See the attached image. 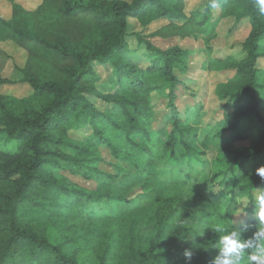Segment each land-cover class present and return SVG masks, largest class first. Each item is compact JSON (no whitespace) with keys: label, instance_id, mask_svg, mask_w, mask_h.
<instances>
[{"label":"trees","instance_id":"16d2710c","mask_svg":"<svg viewBox=\"0 0 264 264\" xmlns=\"http://www.w3.org/2000/svg\"><path fill=\"white\" fill-rule=\"evenodd\" d=\"M31 1L0 0V45L25 53L20 66L0 49V264H93L79 259L87 251L97 264H185L188 248L191 264H211L215 224L250 237L254 204L228 209L264 189V15L254 0H216L223 29L251 25L242 57L213 56L211 41L161 48L130 30L165 20L154 34L199 41L210 0L195 10L189 0ZM198 53L196 67L216 75L209 107L202 91L192 103L179 95L193 88L186 58ZM99 66L109 68L103 86ZM15 83L32 87L27 99L2 90ZM206 178L211 196L199 188ZM50 228L65 240L53 242Z\"/></svg>","mask_w":264,"mask_h":264},{"label":"rangeland","instance_id":"374dc122","mask_svg":"<svg viewBox=\"0 0 264 264\" xmlns=\"http://www.w3.org/2000/svg\"><path fill=\"white\" fill-rule=\"evenodd\" d=\"M37 1L38 0H32L31 4L35 5ZM206 1L207 0H189L188 6L189 8L194 10L203 8ZM211 14L212 15L210 16L209 20L206 22V24L203 26V28L199 33V41L184 39L181 37L164 38L159 34H154L157 29H159L164 24H166L165 20L157 21L148 26L139 24L137 21H132L130 30L141 33L142 35L147 37V39H149L153 44L161 48H170L171 46H175V45L197 48L199 46L200 41L203 42L211 41L210 47H212L213 56L215 57L226 56L227 53H230L237 57H242L244 53L241 44L249 35L251 31V25L248 23L247 20H243L233 29V31H230L228 28L223 29V27L226 25L222 24L221 12L219 8H214ZM217 33L219 34V36H216ZM130 40L132 41V44L134 46H137L138 41L137 39H135L133 35L130 37ZM144 48L145 45H142V50ZM0 49L2 51H5L8 55H12L14 62L16 64L20 66L24 65L25 53L21 50V48L17 47L15 44L11 42H3L0 45ZM133 55H137V57L140 56L138 52L134 53ZM205 57L206 55L204 53H198L194 55L192 58L191 57L186 58V62H188L190 65L189 66L190 69L188 70L186 75L194 78L195 82L191 84L193 86L191 90L183 87L180 88L181 89L179 94L180 99L185 104L192 103L193 101L192 94L196 92V90L202 91V93H200V98L201 100L204 101L206 107L219 103L211 91V82L216 78V75L214 73L212 74L201 73L199 67H196L197 62H199L201 59H204ZM5 64L6 66L4 69V75L5 76L13 75L14 73L13 61L12 60H8L7 62L5 61ZM259 64L261 68H264V58H261L259 60ZM194 67L196 69H194ZM99 71L100 73H98L99 77L97 83L98 85L103 86L104 84H107V80L109 78L108 77L109 68L107 66L104 67L99 66ZM213 72L218 73L217 71H213ZM18 78H20V76ZM2 90L5 92L12 93L19 99L26 98L32 93V87L26 83L7 84L2 87ZM207 91L209 92L208 94ZM164 92H167V87H165ZM98 105L100 107L105 106L104 103L99 101H98ZM206 157L210 159V161L213 163L215 167L219 166V162L217 161V153L214 149L208 150ZM199 171H197V175ZM68 176H71L70 180L76 186L94 189V190L98 188L95 180L90 178H85L84 175L79 174L78 176H74L68 174ZM199 188H201V190H205V193L208 196L213 195L214 192L216 191L214 185L212 183L210 184L209 178H206L205 180H201ZM221 191L222 190H220L219 193H221ZM240 208H242V206ZM236 216H239V214ZM49 237L52 239L53 242H62L63 240H65L62 237V235L59 234L56 228H50ZM79 259L81 261L84 260L92 261L93 264H97L98 262L97 259L95 258V254L89 251L81 253Z\"/></svg>","mask_w":264,"mask_h":264},{"label":"clouds","instance_id":"9594fccd","mask_svg":"<svg viewBox=\"0 0 264 264\" xmlns=\"http://www.w3.org/2000/svg\"><path fill=\"white\" fill-rule=\"evenodd\" d=\"M212 8L217 7L216 0H210ZM254 7L261 15H264V0H254ZM256 174L264 179V165L256 169ZM249 203L254 204L253 212L256 218V223L252 225L255 231L248 238H242V232L245 230H238L226 224H215L211 229L220 233L219 240L213 245L218 249V254L215 255L211 264H264V189L254 191L250 196L245 197L243 205L244 208L228 209L232 215H238L244 211ZM204 227H196L194 235L188 240L193 239L196 235H203ZM207 250L208 248H204ZM185 264H191L193 257V250L188 248L184 250Z\"/></svg>","mask_w":264,"mask_h":264}]
</instances>
